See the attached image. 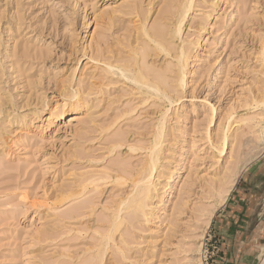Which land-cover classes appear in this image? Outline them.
I'll list each match as a JSON object with an SVG mask.
<instances>
[{"label":"rangeland","instance_id":"rangeland-1","mask_svg":"<svg viewBox=\"0 0 264 264\" xmlns=\"http://www.w3.org/2000/svg\"><path fill=\"white\" fill-rule=\"evenodd\" d=\"M263 130L264 0H0V264H262Z\"/></svg>","mask_w":264,"mask_h":264},{"label":"bare ground","instance_id":"bare-ground-1","mask_svg":"<svg viewBox=\"0 0 264 264\" xmlns=\"http://www.w3.org/2000/svg\"><path fill=\"white\" fill-rule=\"evenodd\" d=\"M160 30V29H159ZM161 31V30H160ZM163 32V30L161 31V34H163L162 33ZM158 33V32H157ZM158 36V35H157ZM159 37V36H158ZM159 38H161V37H159ZM261 136H263L264 137V130H263V133L261 132ZM260 149H262L261 147H260ZM241 166H243V165H241ZM245 167V166H244ZM240 169H242V167L241 168H239V170ZM239 172V171H238ZM235 173L233 174V175H231V179H230V181H229V184H228V186L226 187V188H224L222 191H221V193L220 194H222L221 195V202H224L225 200H226V198L228 197V194H229V192L231 191V189H232V187H233V185H234V183H235ZM222 204V203H221ZM217 206V205H216ZM257 233V232H256ZM262 264H264V262L262 263Z\"/></svg>","mask_w":264,"mask_h":264}]
</instances>
